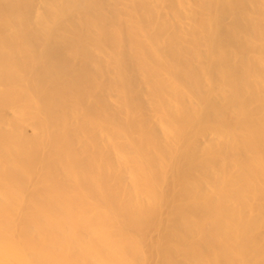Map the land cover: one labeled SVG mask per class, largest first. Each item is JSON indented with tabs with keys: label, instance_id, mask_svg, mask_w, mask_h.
<instances>
[{
	"label": "bare ground",
	"instance_id": "1",
	"mask_svg": "<svg viewBox=\"0 0 264 264\" xmlns=\"http://www.w3.org/2000/svg\"><path fill=\"white\" fill-rule=\"evenodd\" d=\"M0 264H264V0H0Z\"/></svg>",
	"mask_w": 264,
	"mask_h": 264
}]
</instances>
